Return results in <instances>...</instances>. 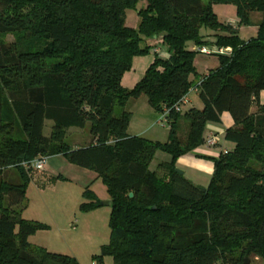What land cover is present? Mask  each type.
Wrapping results in <instances>:
<instances>
[{
  "label": "trees",
  "instance_id": "16d2710c",
  "mask_svg": "<svg viewBox=\"0 0 264 264\" xmlns=\"http://www.w3.org/2000/svg\"><path fill=\"white\" fill-rule=\"evenodd\" d=\"M140 1L147 6L138 11L140 25L133 29L126 25V11L136 10ZM216 2L235 3L242 23L260 12L258 35L242 40L238 29L217 19ZM201 26L229 33L218 46L231 50L219 52V67L195 85L192 60L206 47ZM9 34L22 38L8 41ZM147 39L162 40L170 58L162 60L156 51L143 78L125 89L121 76L132 59L155 44ZM190 42L200 49L187 47ZM194 88L203 106L177 111ZM263 90L264 0H0V175L14 167L21 178L0 184V264H81L32 244L30 237L46 225L17 210L30 173L37 170L24 164L57 155L93 168L109 187L111 243L102 252L115 264L264 261ZM142 95L166 112L168 143L131 135V113L115 114L116 105ZM224 112L234 120L225 138L235 148L214 159L210 185L201 188L176 172L174 162L197 149L207 125L220 122ZM46 120L53 121L49 136ZM183 120L184 137L178 130ZM87 126L88 143H67L70 128ZM157 149L169 152L173 161L151 170ZM85 198V211L102 205L89 190Z\"/></svg>",
  "mask_w": 264,
  "mask_h": 264
},
{
  "label": "rangeland",
  "instance_id": "374dc122",
  "mask_svg": "<svg viewBox=\"0 0 264 264\" xmlns=\"http://www.w3.org/2000/svg\"><path fill=\"white\" fill-rule=\"evenodd\" d=\"M208 1V0H205ZM147 6L146 1H140L136 10H127L125 15L126 25L133 29H138L140 25V15L138 11ZM213 11L217 19L224 25H232L238 29L240 38L249 41L258 35V24L262 20L260 12H252L250 14L252 22H241L238 15L237 5L233 2H216L212 5ZM200 34L206 47H213L212 53L197 52L194 57L193 66L195 73L191 75V80L196 85L202 77L211 70L217 69L220 65L218 53H230V48L218 46V40L221 36L229 35V33L220 30L201 26ZM24 36V34H23ZM8 41H19L21 34H9L6 37ZM147 42L155 43L148 52L137 55L132 59L130 69L121 76V85L125 89H133L136 84L143 78L147 69L158 57L162 60L170 58L168 45L162 40L147 39ZM143 42V44L146 43ZM190 49H200L195 42L188 43ZM201 50V49H200ZM264 90L262 91V93ZM189 97L191 103L185 105V110L196 103L201 102L199 96L194 90H191ZM264 97V96H263ZM264 100V98H263ZM264 105V102H262ZM254 111L258 105L254 104ZM123 110L131 113V122L127 132L131 135L139 136L150 142L168 143L171 140L170 123L164 117L163 113L158 112L150 103L146 95L139 98H129L124 106L116 105L115 114L119 115ZM219 123V122H213ZM53 129V121L46 120L44 127V135L49 136ZM180 135L184 137L186 122H181ZM66 141L73 147L84 146L91 139L89 126L85 129L70 128L67 131ZM218 150L220 147L228 148L229 151L234 150L235 143L228 141L225 136L216 134ZM207 131L204 133V141L200 148L211 149L205 142L207 140ZM228 146L225 147L224 143ZM214 147V148H217ZM222 148V150H223ZM194 152V151H193ZM192 153V152H191ZM187 153L182 156H186ZM181 156V157H182ZM172 155L162 149L154 150L149 162L151 170L159 169L161 163L171 162ZM174 162L175 169L184 171V176L191 180L194 184L201 188H207L211 182L213 173L207 174L184 167L180 165L179 159ZM65 166L58 169L47 168V164L42 170H33L27 181L25 199L17 210L22 216L30 221H37L46 225L43 230H38L30 237V241L36 245L47 249L50 252H56L73 256L79 260L81 264H95L99 260L100 264H115L114 257L109 254H103L104 246L108 245L111 240L110 219L112 207L101 205L93 210L85 211L82 204L86 201L85 192L87 190L93 192L98 202L111 200V194L108 191L102 176L93 168H82L72 162L66 160ZM14 173V174H13ZM162 171L160 174L162 175ZM17 169L12 167L0 175V184L5 181L13 180V183L21 181ZM19 226H17V231ZM248 264H264L262 259L256 258Z\"/></svg>",
  "mask_w": 264,
  "mask_h": 264
},
{
  "label": "crops",
  "instance_id": "0c3cea01",
  "mask_svg": "<svg viewBox=\"0 0 264 264\" xmlns=\"http://www.w3.org/2000/svg\"><path fill=\"white\" fill-rule=\"evenodd\" d=\"M263 96H264V92L263 93L261 92L260 104L264 102ZM201 102L196 103L193 101V104L200 107L202 106ZM253 107H252V111L253 112L257 111V110L254 111ZM233 125H234V120L231 114L229 112H224L222 114L221 121L219 123L212 122L207 125V128H206L207 136L209 137L211 134H214V135L219 134L220 136H225L226 130ZM218 144L214 147H217ZM227 144L229 143H227L226 141V143H224L225 147L228 146ZM214 147H212L211 149H208L206 147L204 148L198 147L197 149L194 150V152L186 156H182L179 159V163L180 165L186 168L191 167V169L193 170L211 174L214 172V159L218 158L223 150H226V149L228 150V148H223V146L220 147V151L218 150V147L217 148H214ZM64 164H66V159L62 155H57L54 157H49L47 168H50L52 170L58 169L60 167L65 166Z\"/></svg>",
  "mask_w": 264,
  "mask_h": 264
},
{
  "label": "built area",
  "instance_id": "2783aa9c",
  "mask_svg": "<svg viewBox=\"0 0 264 264\" xmlns=\"http://www.w3.org/2000/svg\"><path fill=\"white\" fill-rule=\"evenodd\" d=\"M201 51H202L203 53H209V52H210L208 47H203V48L201 49ZM192 90H194L196 93H197V91H198L197 88H194V89H192ZM189 93H190V92H189ZM189 93H188L186 96H184V97L181 99V101L176 105V110H177V111H183L185 105L191 103L190 101H192V100H191L190 97H189ZM163 114H164V117H165V116H166V112H164ZM166 119H167V117H166ZM205 143H206L209 147H214V146H216V145L218 144V140H217L216 135L211 134V135L207 138V140H206ZM227 152H228V150L226 149V150H223L221 153H227ZM48 160H49V157L41 156V157L36 158V159H34V160L30 161V162H26L24 165H25V167H27L28 169L42 170V169L45 168L46 164L48 163ZM95 264H96V263H95Z\"/></svg>",
  "mask_w": 264,
  "mask_h": 264
},
{
  "label": "water",
  "instance_id": "95a60500",
  "mask_svg": "<svg viewBox=\"0 0 264 264\" xmlns=\"http://www.w3.org/2000/svg\"><path fill=\"white\" fill-rule=\"evenodd\" d=\"M168 33H161L160 36L161 37H165L167 36ZM155 38H158V37H155ZM176 172L180 173L181 175H184V171L180 170V169H176ZM131 196H133V194H130ZM112 204V202L109 200V201H105V202H102V205H105V206H110ZM250 262L249 259L246 260V262L244 264H248Z\"/></svg>",
  "mask_w": 264,
  "mask_h": 264
}]
</instances>
